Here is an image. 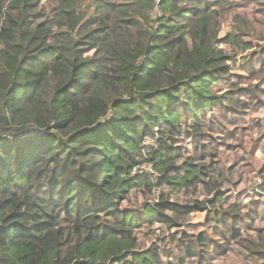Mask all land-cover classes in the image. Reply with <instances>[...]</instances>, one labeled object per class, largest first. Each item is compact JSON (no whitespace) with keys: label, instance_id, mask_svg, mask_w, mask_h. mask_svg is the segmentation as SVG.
I'll list each match as a JSON object with an SVG mask.
<instances>
[{"label":"trees","instance_id":"16d2710c","mask_svg":"<svg viewBox=\"0 0 264 264\" xmlns=\"http://www.w3.org/2000/svg\"><path fill=\"white\" fill-rule=\"evenodd\" d=\"M233 5L0 0V264H186L232 241L244 264H264V236H249L245 213L221 192L180 205L164 190L198 180L211 194L228 182L217 157L173 174L183 127L202 135L207 109L238 106L216 94L231 78L219 34ZM145 160L157 181L134 171ZM142 186H162L160 201L134 206ZM206 209L220 243L203 230L166 263L157 246L142 247L145 229Z\"/></svg>","mask_w":264,"mask_h":264},{"label":"rangeland","instance_id":"374dc122","mask_svg":"<svg viewBox=\"0 0 264 264\" xmlns=\"http://www.w3.org/2000/svg\"><path fill=\"white\" fill-rule=\"evenodd\" d=\"M233 6L237 12L228 13L224 17L219 34L222 39L228 38L220 46L233 55V60L228 62L231 78L217 87L216 94L233 95L238 106H228L215 112L207 109L208 119L201 122L202 135L196 134L188 126L183 127L185 130L176 142L180 148L174 156L181 168L179 171L176 169L177 174H173L184 175L186 165L199 168L206 165L203 163L211 162V158L217 157L215 160L225 169L228 168V182L211 194L198 180H189L186 188L164 190L169 192L167 195L170 201L180 205L213 199L215 192H221L227 204L245 213L241 218L245 226H251L249 236H264V0H234ZM155 11L159 13L160 9L156 7ZM234 32L236 39L232 35ZM237 88L239 93L232 91ZM253 88L258 90L253 92ZM188 121L185 124H192L191 119ZM151 142L147 140V143ZM134 171L150 176L155 181L160 176L147 160ZM149 191L142 186L131 193L132 204L138 206L146 198L152 203L160 201L162 186H155L152 193ZM220 206L221 203L216 207ZM209 211L192 210L181 226L168 227L156 223L151 229H145L148 234H144L141 239L142 247L157 246L166 263L165 259H175L171 255L178 253L177 243L182 244V240L193 238L203 230L210 229L219 233L216 238H219L220 243L223 241L220 231L208 223ZM224 252L216 254L214 250L207 260L202 261L200 256L192 257L186 264H244L246 252L238 243L232 241Z\"/></svg>","mask_w":264,"mask_h":264},{"label":"built area","instance_id":"2783aa9c","mask_svg":"<svg viewBox=\"0 0 264 264\" xmlns=\"http://www.w3.org/2000/svg\"><path fill=\"white\" fill-rule=\"evenodd\" d=\"M261 180V179H260Z\"/></svg>","mask_w":264,"mask_h":264}]
</instances>
